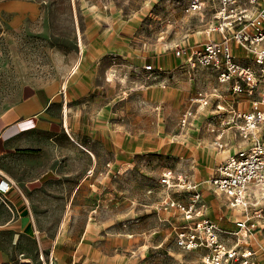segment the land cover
Instances as JSON below:
<instances>
[{
  "label": "rangeland",
  "instance_id": "1",
  "mask_svg": "<svg viewBox=\"0 0 264 264\" xmlns=\"http://www.w3.org/2000/svg\"><path fill=\"white\" fill-rule=\"evenodd\" d=\"M183 1L0 0V112L18 98L24 83L51 87L60 109L66 102L68 125L79 130V141L92 152L97 165L107 159L117 162L114 206L78 211L74 204L62 233L71 231L75 236L86 229L84 242L60 244L59 239L51 264H164L157 244L171 227L156 222L146 190L155 185L164 168L207 186L205 180L217 161L214 148L207 141L197 146L190 128L179 126L180 111L204 77L188 69L187 74L176 71L168 86L160 90L151 85V91L145 90L149 86L145 78L129 68L141 66L144 42L157 46L163 16ZM79 35L81 63L62 89L80 53ZM158 101L162 108L156 115L153 106ZM110 141L118 148L109 146ZM59 142L73 157L77 177L82 171L89 179L108 173H101L99 167L89 173L92 155L73 142ZM89 182L81 189L89 187ZM212 206L218 208L213 199ZM36 248L35 239H18L17 249L29 254L31 264H50L49 251L38 257Z\"/></svg>",
  "mask_w": 264,
  "mask_h": 264
},
{
  "label": "built area",
  "instance_id": "2",
  "mask_svg": "<svg viewBox=\"0 0 264 264\" xmlns=\"http://www.w3.org/2000/svg\"><path fill=\"white\" fill-rule=\"evenodd\" d=\"M207 13L210 18L205 21ZM194 20L205 39L177 43L173 53L182 57V68L214 73L217 85L191 98L180 115L179 126L193 127L201 112L207 110V126L215 134L216 148L233 149L206 181L234 213L233 228L220 225L223 216L210 218L198 184L170 168L161 172L157 188L147 192L157 194L153 207L156 216L171 227L168 264H262L264 0H187L176 21L192 24ZM129 68L145 78L146 88H165L173 76L172 70L151 62ZM200 249L203 252L197 261L186 258ZM51 260L50 253V264Z\"/></svg>",
  "mask_w": 264,
  "mask_h": 264
},
{
  "label": "crops",
  "instance_id": "3",
  "mask_svg": "<svg viewBox=\"0 0 264 264\" xmlns=\"http://www.w3.org/2000/svg\"><path fill=\"white\" fill-rule=\"evenodd\" d=\"M186 2L187 0L183 1L184 4ZM177 3L179 4L180 2L178 1ZM181 6H176L178 11L172 7L167 10L168 14L163 16V24L157 32V46L154 45L152 47L147 45V42H144L146 47L141 64L142 66L151 62L155 66L163 65V67L173 71L172 79L176 71L179 73H186L187 71V68L181 67L182 57H176L172 47L177 43L192 44L205 39L197 21L194 20L192 24L190 22L178 23L176 21ZM171 11L173 14L176 11L177 13L172 15ZM205 17V21H207L210 15L207 13ZM169 21L174 24H170ZM236 51L239 52L238 50ZM131 65L137 66L136 64ZM193 73L195 75L200 74L204 78L199 81L201 87L191 94L187 104L180 113L189 105L191 98L198 91L209 92L213 86L217 85L212 72L198 69ZM156 88L163 89L158 86ZM149 89L150 87L145 90ZM55 93L54 89L46 85L24 83L19 90L18 98L0 112V264H13L16 260H19L20 264L32 263L31 258L28 256L29 254L22 249H17L18 239H35L38 257L41 254H47L48 251L52 254L59 239L60 244H72L73 241L83 244L87 232L86 229L80 235L75 236L72 235L71 231L62 233L67 213L73 210L74 204L77 205L76 210L78 211L86 209L97 211L98 209L108 208L111 205L114 206V193L117 192L115 189V178H117L115 166L117 162L114 159L111 161L107 159L97 165L98 162L91 154L92 161L89 162V171L92 168L91 172H93L95 167H99L101 173L106 170L108 173L101 177L94 176V178L89 179L88 175L82 171L80 176H76V172L73 169L74 159L69 153L63 151L59 140L65 139L66 142H71L70 144H72V142L75 143L72 140L73 137L80 142V132L78 129L68 125L64 111L65 107L61 106V109L58 107L54 99ZM161 108V101H158L153 106V111L156 115H159ZM58 114H61V117ZM207 114V110L202 111L199 119L195 121L193 127L188 129V131L196 137L197 146L201 147L203 142L207 141V144L214 148L217 161L211 168L209 178L213 168L220 161L226 159L233 152V149H225L223 151H227L226 154L224 156L221 155V151L216 148L214 143L215 134L207 126ZM43 134L46 136L45 140H42ZM177 135L176 138H179ZM174 140L176 139H173V142ZM108 144L114 149L118 148L114 141H110ZM170 169L198 184L191 177L181 174L173 168ZM159 177L155 185L149 187L146 193L147 197L151 199L149 207L154 214L156 222L160 225L168 226L167 223L158 220L154 211L153 207L158 200L157 194L155 192L150 194L147 192L149 189L157 188ZM207 179L205 180L207 186L202 187L198 184V188L207 203V215L212 219L223 216L224 218L220 220V225L228 229L233 228L234 213L222 203L219 196L213 193L212 188L206 182ZM88 181H90L89 187L86 186V189L82 190V185ZM106 190L108 192H105ZM110 190L112 193L109 192ZM106 194H112V198L104 199L102 196ZM90 198H93L92 202ZM212 199L218 204L216 210L212 206ZM54 213H57V215L54 216ZM170 237L171 230L166 234L162 242L157 244L158 250H161L164 257V264H168L170 260L167 254ZM147 247L148 245L143 246V248ZM202 252L203 249L190 252L186 255V258L190 261H197ZM64 255L67 256V253L65 252ZM68 255L69 259H72V248H70ZM79 255L80 258L83 257L82 253H79ZM138 255L140 256V254ZM261 262L264 264V259H261Z\"/></svg>",
  "mask_w": 264,
  "mask_h": 264
},
{
  "label": "bare ground",
  "instance_id": "4",
  "mask_svg": "<svg viewBox=\"0 0 264 264\" xmlns=\"http://www.w3.org/2000/svg\"><path fill=\"white\" fill-rule=\"evenodd\" d=\"M78 47L80 48V53L78 54V56H77V58H76V61H75V63H74L75 66H74V68L71 70V72H70L69 76L67 77V79L65 80V83H64V86H63V87H67V82L69 81V77H71V76L77 71V69H78V67H79V65H80V63H81V59H82V55H83V46H82V42H81V37H80V35H79V40H78ZM65 103H66V102H65ZM64 107H65V108H64V111H65V114H66V112H67V104H65ZM72 140H73L78 146H80L81 148L85 149V150L88 151L90 154H92L91 151H90L86 146H84L82 143L78 142L75 138L72 137ZM226 150H227V149H226ZM226 152H227V151H226ZM226 152L221 151V155L224 156V155L226 154ZM200 153L203 155L204 151L202 150V151H200ZM200 159H201V158H200ZM91 171H92V168L90 169L89 172H91Z\"/></svg>",
  "mask_w": 264,
  "mask_h": 264
}]
</instances>
